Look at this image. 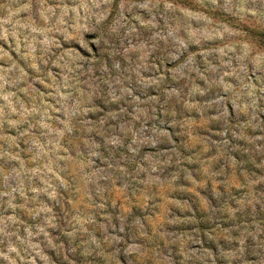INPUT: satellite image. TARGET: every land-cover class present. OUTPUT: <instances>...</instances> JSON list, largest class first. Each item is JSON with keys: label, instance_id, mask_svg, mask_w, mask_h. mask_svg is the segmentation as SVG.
Here are the masks:
<instances>
[{"label": "rangeland", "instance_id": "1", "mask_svg": "<svg viewBox=\"0 0 264 264\" xmlns=\"http://www.w3.org/2000/svg\"><path fill=\"white\" fill-rule=\"evenodd\" d=\"M259 31L264 0H0V264H264Z\"/></svg>", "mask_w": 264, "mask_h": 264}, {"label": "trees", "instance_id": "2", "mask_svg": "<svg viewBox=\"0 0 264 264\" xmlns=\"http://www.w3.org/2000/svg\"><path fill=\"white\" fill-rule=\"evenodd\" d=\"M255 32H257V31H255ZM258 36L264 42V32L263 31H259V35Z\"/></svg>", "mask_w": 264, "mask_h": 264}]
</instances>
